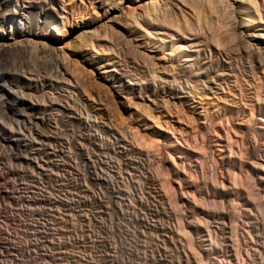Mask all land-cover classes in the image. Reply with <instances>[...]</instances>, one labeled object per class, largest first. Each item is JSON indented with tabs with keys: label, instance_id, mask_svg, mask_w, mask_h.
I'll return each instance as SVG.
<instances>
[{
	"label": "bare ground",
	"instance_id": "1",
	"mask_svg": "<svg viewBox=\"0 0 264 264\" xmlns=\"http://www.w3.org/2000/svg\"><path fill=\"white\" fill-rule=\"evenodd\" d=\"M121 48L136 57L132 56L134 60L132 63L142 70L141 77H138L139 72L135 75L134 72V74L127 73L121 69L120 60H117L121 52L118 57L117 53L119 50L122 51ZM38 54H44L48 59L54 70V78L52 74V77L48 75L50 79L33 73L34 69L29 70L28 66L34 62L37 63L42 57L39 55L38 58ZM34 56L38 59L31 63ZM44 60L41 62H45ZM15 63L21 67L26 65L29 68L28 72H25V68V71L23 68L17 69ZM80 66L83 73L78 74ZM73 67H77L75 69L77 74L72 71ZM89 81L96 84L94 88L96 87L97 91L101 90L104 95H110L127 118L131 119L130 121L135 120L144 125H147L146 121H151L160 131L165 129L168 131L167 128L173 127V123L190 126L188 123L191 122L186 121L189 115L196 117V123L203 119L207 122L206 124H212L208 108L210 101L223 104L229 97H231L229 100L234 103H237L235 99L242 101V97L247 95L245 93L243 96L242 82L251 86L255 84H251V81L256 82V85H253L254 88L252 87L253 92H250L251 97L249 96L252 98L249 105L250 126L240 131L229 124L227 121L229 118L223 117L225 118V124L222 125L221 130L223 136H217L218 139H223L217 141L220 142V159L214 161L212 167L207 166L210 168L208 170L210 177L206 175L204 177L209 178L214 196L209 202L207 198L201 199L202 190L198 188L196 182L189 180L187 172L190 168L188 163L192 160L191 153L195 158V155L198 157L205 147L210 149L211 144L206 137L208 129L205 127V130L198 129L201 141H194L197 143L196 146L199 145L197 152L191 151V148L188 149L185 140L187 138L181 140V137L171 132L155 133L157 138L162 139L160 145L157 144L159 143V140L156 141L157 138L154 140L155 143L157 142L155 147L157 150L159 148V152L155 150V153L163 151L165 155L160 156L161 158L158 157L161 153L156 156L159 159V165L155 167L154 175L162 181L163 190L168 195V198L166 197L168 204H166L169 210L174 209V215L165 208V202H163L165 192H161L162 189L160 191L155 188V190L151 186L152 189L149 188L145 182L146 176L144 177L141 171L137 170V168L141 169V166L130 145L125 147L120 144L117 147L119 153L127 157L120 156L118 158L120 160L116 163L111 159L113 156L108 157V154L111 155L109 151H113L116 147L110 142L105 143L102 138H98L100 134L96 133L93 135L96 140L93 144L98 153L94 151L96 153L92 154L90 151L93 149L89 151V148L85 147L89 144H86L84 146L86 150H83L85 152L82 166L85 171L86 201L97 202L98 209L111 210L108 222L105 218H99L98 222L101 228L107 226L113 229V232L116 231L115 236L118 242H114L113 247H109L108 250L117 254L118 262L116 261L115 264L127 263L123 251L127 244L128 233L139 249L137 257L138 260L141 258L142 262L139 261L138 264H204V260L205 264H258L259 262L264 264V238L262 237L264 236V0H0V110L8 108L20 116L21 121H18L16 127L19 128L21 122L23 125L29 122L32 126L30 120L32 122L33 120L28 119V113L38 114L41 110L53 112H48V116L63 115L70 123L75 121L81 128L100 127L98 121H102L101 115V118L98 117L100 119L96 121L98 115L94 114L96 116L94 118L90 116V113L87 116L88 119L84 120L82 112L81 116L75 113V110L79 109H74L75 104L71 106L73 104L67 105L66 102V105H62L55 100H47L49 104L47 102L39 104L35 102L36 95H32L33 92H37L36 88L39 84L42 87L54 89L66 85V88L62 89L64 92L72 95L75 101L76 99L85 101L84 97L90 93L86 88L92 83ZM98 96L101 97L100 94ZM33 97L36 99L34 100ZM91 97L94 96L91 95ZM91 97H88V101ZM92 101H94L93 98ZM102 109L103 107H97L93 112L98 114ZM224 112L228 113V109ZM229 113H231L230 110ZM183 114L187 119H182ZM224 115L227 116V114ZM109 121L111 123L113 119ZM35 124L40 125L38 122ZM42 124L49 127L57 126L50 120H44ZM110 125L116 126L115 123ZM110 125L107 126L110 127ZM191 127L193 126H190V129ZM12 130L16 131L14 128ZM133 130L135 132L136 129ZM122 133L126 135L123 131ZM134 135L135 133L131 140L136 146L140 139H138L139 134L138 137ZM11 136H14V133ZM40 138L44 140L42 139L44 137ZM172 139H175L178 145ZM151 140H149L150 143H152ZM1 141L15 146L16 150L21 147V142H17L19 140L15 138ZM146 143L148 144V141ZM140 145L143 146L142 143L138 146ZM188 157L186 165L185 160ZM211 160L208 159V161ZM152 162L154 166L156 162L154 163V160ZM205 162L204 165L207 164ZM194 164L197 168L199 162ZM151 166L150 168L154 169ZM203 167L206 168V166ZM218 168L221 169L220 174ZM147 169L150 171L149 166ZM144 174H146L145 171ZM193 176L197 179L195 174ZM93 183L100 186L104 184L105 191L104 189L94 191L91 187ZM201 183L198 185L200 186ZM189 194L192 195L191 198L188 197ZM206 197L209 196L206 195ZM159 207L161 211L158 210ZM221 208L226 209V212ZM91 209L92 207L86 211V219H89V216L91 218ZM220 209L225 213L223 217L220 215L222 212ZM101 210L98 212L101 213ZM168 215L174 216L172 218L174 221L170 220ZM209 217L213 220L216 217L217 220H226L232 227L231 237H228L235 241L234 252L228 250L224 253L219 252L215 226L206 221ZM211 222L215 223V221ZM226 246L228 248L230 245ZM105 255L112 256L109 253H104ZM233 259L236 261H232Z\"/></svg>",
	"mask_w": 264,
	"mask_h": 264
},
{
	"label": "rangeland",
	"instance_id": "2",
	"mask_svg": "<svg viewBox=\"0 0 264 264\" xmlns=\"http://www.w3.org/2000/svg\"><path fill=\"white\" fill-rule=\"evenodd\" d=\"M53 34H55V32H53ZM122 51L125 52L126 55ZM122 51L119 50L117 53L118 55L116 54L118 57L120 52H121V54H120L121 58L116 57L118 61L120 60L123 63L122 64L119 61L120 65H121V69L127 73H133L134 72L135 75L139 72L138 77H141L143 74L142 70H140L134 63H132V62H134V60H132V59L136 58V57H134V55L131 52L127 51L126 49H122ZM128 53H130V54L128 55ZM39 55L42 56L41 57L42 59L39 58L40 57ZM129 56H131V58ZM132 56H133V58H132ZM38 58L35 57L34 59H32L31 63H33L34 61H36V59H38L37 63H35V62H34L35 64L33 63L34 65H36L35 67L33 64H30V66H28L30 68L29 69L28 67H26V65L25 66L23 65V67H21V66H19L18 63H15V65L17 66L16 68L20 69V70H22V68H23L24 71L26 69L25 72H28L27 71L28 69L29 70L34 69L33 73H35V74L41 75L42 77L47 76L50 79L52 76L54 78V75H53L54 70L52 69V66L48 62V59L45 57V55L44 54H38ZM44 58H45V60H44ZM40 59L44 60L45 62H41ZM46 60H47V62H46ZM39 62H41V63H39ZM77 67H78V64H77ZM77 67H73L74 69L72 71H75V69ZM79 70H81V66L79 67L78 72L76 70L75 73L77 72L78 74H80L82 72V70L81 71H79ZM36 72H38V73H36ZM45 72L49 73V74L46 75ZM43 73H45V74L43 75ZM51 74H52V76H51ZM48 75L51 77H49ZM87 81H88V79H87ZM89 82H92V81H89ZM251 82H252L251 84L255 83L253 85H256V82H253V81H251ZM93 83L94 82L90 83L91 85L88 84L89 87L86 86L87 92L89 91L90 93L86 95L87 97H84L85 101L82 99H76V101H75V98L72 95H69L68 92H64L63 90L66 88V85H62L59 88H55L56 89V91H55V89L53 87H42L39 84L38 87L36 88V89H38V90H36L37 92H33L32 95L33 94H34L33 96L36 95L35 97L37 99L35 97H33V99L34 100L36 99L35 102H37L39 104H43V103L46 104V102L49 104L50 103V102H48L49 100H52V101L55 100L56 102L58 101L62 105L65 104L66 102H67L66 103L67 105L73 104L71 106H74V104H75L74 109L79 108V109L75 110L76 111L75 113H77V115H80V113L82 112L81 115H82V118L84 117L83 118L84 120L88 119L87 116H89L90 113H91L90 116H93L94 118L98 115L96 117V119H97L96 121H98L103 116L101 118L102 121H105L107 123L102 122V121L101 122L98 121L100 127H98V126L93 127L92 126V127H87V129L81 128L77 125V123H75V121H71V123H70V121H68L67 118H64L63 115H62L63 117L59 116L60 114L59 115L58 114H52V116H48L51 111L41 110V111H38V114L28 113V119L33 120V122L30 120V122L32 123V126L29 122H27V123L25 122V125H23L21 122V124L19 125V128H18L16 126H17L18 121H21L20 116H18V114H16L14 111L12 112V110L8 109V108H6L2 111L0 110V193L2 196V198L0 199V264H115V262L117 261L116 260L117 254L115 255L112 252H108V250H109V247H111V248L113 247L114 242L115 243L118 242V240H116L117 237L115 236L116 231L114 230V232H113V229H109V227H107V226L105 228H101V226H99L100 223L98 222L100 220L99 218H102V219L105 218V220H107V222H108L109 216L111 214V210H109L110 211V213H109V211H104L103 209L101 210L100 208L98 209V205H97L98 203L97 202L91 201V203H88V201H86L87 200V192H86L85 186H84V176H85L84 173H85V171L83 169L84 167L82 166L83 165L84 152H85L83 150H86V148L87 149L89 148L88 149L89 151H90V149L91 150L93 149L92 151H90V152H92V154H94L96 152L98 153V150L96 151V148H94V144H93L94 142H96V140L93 137L94 134H96V133L100 134L98 136V138H100V139L102 138L105 143L108 142V144H109V142H110V144L112 143L116 147L113 149V151L112 150L109 151V153L111 155L108 154V157H110V158H111V156H113L111 159L114 162L116 161V163H117V160H120V159H118V158H120V156H122L123 158L127 157L124 154L119 153V151H118L119 149L117 147L120 146V144H121V146L125 145V147H129L128 145H130V148L132 147L131 148L132 152L134 153V155H136L138 163L141 166L140 167L141 169L137 168V170L141 171V173L144 177L146 176L145 179L146 178L147 179L145 180V182L149 185L148 187L149 188L154 187L153 189L156 188L157 190H160V191L162 189L161 192H163L164 190L162 187V181L159 180L157 175L155 176L154 174L156 173L155 167L157 165H159V159L156 156H158V154L161 153V155L158 156L159 158H161L165 154L163 153V151H160V153H158V154L155 153V150H157V148L155 147L157 142L155 143V141H154L157 138L156 137L157 135L155 133L167 134V133L171 132V134L173 133V135H175L177 137H181V140L187 138L185 140L187 141L188 149L191 148L190 149L191 151L197 152L199 145L196 146L197 143L195 142L196 143L195 144L194 141L195 140L199 141V142L201 141L200 137H199L200 134H199L198 129L205 130V128H207L208 129V134H207L208 136L206 135V137L209 140V141L207 140L208 143L210 142V144H211V146L209 144L211 151L209 148L205 147V149H204L205 152L202 151L204 153L201 152V154H200L198 152L199 153L198 157H197V155H195L198 158L197 160L195 159L196 157L194 158V154L191 153L193 157L192 156L190 157V159H192L191 161H189L190 163H188L189 157L186 158L187 161L185 160L186 163L185 162L184 163L186 165H187V163H188V165H190V168H189L190 170L189 169L187 170L188 175H189V180L196 182L198 188L200 190H202L201 195H203V197L201 196V199L207 198V201L209 202V200L211 201L213 199L212 197H214V196H213V193L211 192V187H210L211 185H210L209 178H204V177H205V175L207 177H210V172L208 171V170H210V168L207 166H211L214 161H219V159H220L219 158L220 154H221L220 146H219L220 142H217V141L223 140V139H218V137L223 136V131H221L223 128L222 125L225 124V120H224L225 118H223V117L229 118V120L227 119V121H229V124L231 126L233 125L232 127L236 128L238 130L240 129V131H242V130L248 128V126H250V123H249V107L250 106L249 105L251 104L250 102H251L252 98H250L251 97L250 95L253 92L254 86L253 85L252 86L246 85L244 82H242V84H244L242 86L243 92H244L243 96L245 93H247L248 96L245 95L244 97H242V99H241L242 101H238L239 99H237V100L235 99V102H237V103H234L231 100H229V98L231 99V97H229L226 101L223 102V104L217 103L215 101H210L208 103L209 104L208 108H209L210 118L212 119V122H213L212 124H209V123L206 124L207 122H204L205 120H203V119H200L196 123V117L189 115L190 118L195 119V121H194V119L192 121V119H190L188 116H187L188 119L186 117H184L185 114H183V116L181 115V117H183L182 119H187L186 121H190L191 123H188V124H190V126H193V127H191L192 129H190V126L186 127V126L181 125V124L178 125V124L173 123L174 128L173 127L167 128L168 131L166 129L165 130L163 129L164 131H160V130L156 129L151 121H146L147 125L146 124L144 125L141 122L140 123L136 122L135 120L130 121L131 119L127 118L126 114L118 107V105H116V102H114V99L110 98V95L108 96V94L104 95V93H102L101 90H100V92L97 91L98 89H96V87L94 88V86H96V84H93ZM90 86H92L93 88H91ZM248 86H250V87H248ZM247 88H249V89H247ZM46 89L48 90V92ZM33 91H35V89H33ZM51 92L53 94H51ZM48 94H50L51 96ZM66 94H67V96H66ZM98 94H100L101 97H99ZM41 95L42 96L44 95V96L42 97ZM91 95L94 97H91ZM105 96H108V97L106 98ZM44 97H46V98H44ZM50 97H51V99H49ZM59 97H60V99H58ZM70 97L73 99L72 100L68 99ZM88 97H91V98H89L90 99L89 101H88ZM98 97L100 100L98 99ZM39 98L40 99L42 98V99L40 100ZM92 98L94 101H92ZM246 99H248V100H246ZM42 100H43V102H42ZM66 100H68V101H66ZM104 100L106 101V104H105ZM79 101H82V103L80 102L81 103L80 104ZM98 101L103 102L104 104H102ZM76 102L79 103V104L77 103L78 106H77ZM84 103H85V105H84ZM107 103H108V106H107ZM99 104H101V106ZM82 105H83V107L87 106V108H83ZM97 107H101V108L103 107V109L101 111H99V112L97 111L98 114L96 112H93ZM90 109H92V110H90ZM226 109H228V113L224 112V110H226ZM77 110H79V111L77 112ZM85 110H87L86 114H85ZM88 110H89V112H88ZM229 110L231 111V113H229ZM236 111H238V112L236 113ZM239 111L240 112L242 111L243 113L241 114ZM51 113H53V112H51ZM224 114H227V116H225ZM100 115H101V117H100ZM29 116H31V117H29ZM26 117H27V115H26ZM98 117H100V118H98ZM110 119H111V121L113 119V121L111 123L109 121ZM44 120H50L53 123L55 122L57 124V126H51V125H50L51 127H49L48 125L43 126L42 122ZM126 120H128V121H126ZM37 122L40 124L39 126H38V124H35ZM108 122H109V124H108ZM114 123L116 126L113 125L114 126L113 127L112 125H110V124H114ZM191 124H195V125H191ZM67 125L70 127H68ZM107 125L108 126L110 125V127H108ZM105 126H107V127H105ZM111 126H112V128H111ZM12 127L16 131L12 130L13 129ZM96 127H97V129H96ZM115 127H117V128L115 129ZM91 128H93V129H91ZM118 128H119V130H118ZM212 128H213V130H211ZM18 129H21V130H18ZM43 129H45L46 131ZM124 129H125V131H124ZM133 129H136L135 132ZM98 130L100 132H98ZM120 130H122L124 132V134L126 133V135H123L122 131L119 132ZM137 130H139V131H137ZM10 131H11V133H10ZM12 131L14 133V136H11V135H13ZM214 131H216V132L214 133ZM15 132H16V134H15ZM91 132H92V134H91ZM102 132H104V133H102ZM46 133H47V135H46ZM129 133H130V135L128 136ZM133 133H135L136 137H138V134H139L138 139H140V140H138L137 143H138V145L142 143L143 144L142 147H141V145L138 146L137 143L135 144L136 146L133 145V141L131 140L132 139L131 137H133ZM136 133H138V134H136ZM213 133L216 134V136ZM86 134H87V136H86ZM113 134H114V136H113ZM183 134L185 136H180ZM195 134H197V135H195ZM219 134H220V136H219ZM103 135H104V137H103ZM140 135L142 137H144L143 138L144 143L141 141L142 137ZM147 135L149 137H147ZM82 136H83V139H82ZM108 136H110V137H108ZM40 137H44V138H42L44 140H41ZM150 137L152 138V140ZM194 137H195V139H194ZM11 138H15V139L19 140V141H17L19 143L21 142V147H20L21 150H20V148L16 150L15 146L7 145L1 141L2 139H4V140L8 139L9 140ZM89 138L92 141L93 140H95V141L92 142ZM118 138L120 139L119 141H118ZM77 139H79L80 141ZM113 139H114V141H112ZM145 139L148 141V144L147 143L145 144V142H147V141H145ZM148 139L151 140L152 143H150V141ZM129 140H130V144H129ZM157 140H159V143H157V144H159V145L162 144V143H160V141L162 142L161 138H157L156 141ZM172 140L174 141V143L176 145H178V143H176L175 139H172ZM131 141H132V144H131ZM139 141L141 143H139ZM188 141H189L190 145H189ZM39 142H40V144H39ZM80 143H82V145H80ZM49 144H50V146H49ZM86 144H89V145H86ZM151 144H153L156 149ZM75 146H76V149H75ZM81 146H82V148H81ZM150 146H151V148H148ZM192 146H194V147H192ZM91 147H93V148H91ZM135 147H137V148H135ZM94 151H96V152H94ZM113 152H115L116 154ZM117 152H118V154H117ZM137 152L138 153L140 152L139 155H137L138 154ZM156 152H159V148ZM206 153H208V154L205 155ZM145 154H147V155H145ZM211 155H213L212 158L214 157L213 159L211 158L212 160L210 159ZM147 156H148V158H147ZM142 157H143V159H142ZM30 158H32V159H30ZM149 158L154 160V163L156 162V164L154 166L152 164L153 163L152 160L151 159L149 160ZM144 159H145V162H144ZM203 159H205V160H203ZM208 159L211 161H208ZM200 160H201V162H203V164L200 162ZM191 162L193 164L194 163L197 164V162H199L201 168L199 167V164H197L198 167L195 168V166H194L195 164L193 165ZM204 162H205V164L206 163L207 164L204 165ZM141 164H143V165H141ZM208 164H210V165H208ZM147 165L149 166V169L151 172L147 169L148 168ZM150 166L154 167V169L150 168ZM203 166H206V168H208V169H206ZM143 168L144 169L146 168V169L144 170ZM220 170L221 169L218 168L219 174H220ZM144 171L146 174H144ZM194 171H195V173H194ZM189 172L191 175L189 174ZM147 173H149V174H147ZM194 174H195V177H197V179L194 178V176H193ZM149 176H150V178H149ZM156 177L158 178V181L156 180L157 179ZM204 179H206V181ZM207 181L209 183H207ZM151 182H152V184H151ZM203 182H206V183L204 184ZM199 183H201L200 186L198 185ZM159 184H161V186ZM96 185L97 184L93 183V186H91L94 189V191H98L100 189H104V191H105L106 186L104 184H102V186H100V184H99V185H97L98 187ZM154 185H157L159 188L157 186H154ZM205 185L206 186L208 185V186L206 187ZM204 186L206 189L204 188ZM92 188L90 189L91 191L93 190ZM206 190H207V192H206ZM205 192L207 194H205ZM211 194H212V196H211ZM190 195L191 194H189L188 197L191 198L192 195L191 196ZM206 195L209 197H206ZM163 197L165 199L163 201V202H165V208H168L167 209V211H168L169 210V207L167 205L168 204V202H167L168 195H166V192L163 194ZM237 204H238V202H237ZM72 207H73V209H72ZM91 207H92V209L90 210L92 213L91 218L89 216V219H86V216H87L86 211L88 209H90ZM221 209L226 212V209H223V208H221ZM221 209H220V211H222ZM99 210H101V213L98 212ZM158 210L161 211L162 209L159 207ZM173 210L174 209L169 210V212L171 211V215L175 214L173 212ZM224 211L220 212V215L222 217L225 215ZM171 215H168V216H170L169 217V218H171L170 220L174 221L172 219L174 216H171ZM97 216H98V218H97ZM217 219H218L217 217L215 218V220H213L212 217H209L206 219V221L209 222L210 225L215 226L214 229L216 230L215 233L218 236L217 247H218V250H220L219 252L222 253V251H223V253H224L227 250L234 252V250L236 249L235 241H234V239L232 240L231 238H229V237H231L232 227L228 224V222L226 220L223 221L221 219H219V220H217ZM220 220H221V222H220ZM88 221L90 222V224ZM211 221H215V223L211 222ZM107 222H106V224H107ZM218 222L220 224H218ZM227 224H228V226H227ZM219 226H220V228L221 227H224V228H221V230H220ZM89 227H91V228H89ZM222 229H224V230H222ZM220 232H222V233H220ZM129 236L130 235L128 233V236H126V238H127L126 243L127 244H125L126 246H125V250L123 251V255L127 261L126 264H133V262H134V264H136V263L138 264L139 261L142 262V259L140 258L138 260V257H137L139 249ZM262 237L264 238V236H262ZM263 238H260V239H263ZM230 239L232 241H234V243ZM92 240H93V242H92ZM219 240H220V242L221 241H223V242H221V244H220ZM225 240H226V242H225ZM229 243H231V244H229ZM226 245H230V246H228V248H227ZM103 247H104V251H103ZM233 247H234V249H233ZM133 249L134 250L136 249V250L134 251ZM107 252L112 256H110V257H107L106 255L104 256V253L108 254ZM136 252H137V254H136ZM173 257H174V254H173ZM257 257H259V256H257ZM109 258H110V260H109ZM135 259H137V260H135ZM234 260L236 261V259H233L232 261H234ZM224 261H225V259H224ZM205 262L206 261L204 260V264H205ZM256 263H257V261H256ZM258 264H260V262Z\"/></svg>",
	"mask_w": 264,
	"mask_h": 264
}]
</instances>
